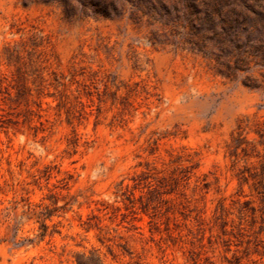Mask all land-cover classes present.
<instances>
[{
	"label": "rangeland",
	"instance_id": "1",
	"mask_svg": "<svg viewBox=\"0 0 264 264\" xmlns=\"http://www.w3.org/2000/svg\"><path fill=\"white\" fill-rule=\"evenodd\" d=\"M0 264H264V0H0Z\"/></svg>",
	"mask_w": 264,
	"mask_h": 264
}]
</instances>
